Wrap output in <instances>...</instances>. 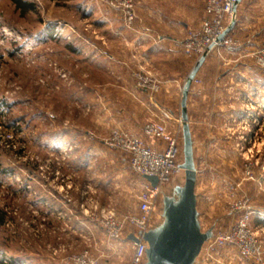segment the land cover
Returning a JSON list of instances; mask_svg holds the SVG:
<instances>
[{
    "label": "rangeland",
    "instance_id": "obj_1",
    "mask_svg": "<svg viewBox=\"0 0 264 264\" xmlns=\"http://www.w3.org/2000/svg\"><path fill=\"white\" fill-rule=\"evenodd\" d=\"M27 1L35 9L22 13L0 0L3 263L76 264L75 256L87 252L100 264H130L131 217L139 214L144 187L127 154L106 140L118 130L151 143L144 126L167 109L175 115L169 127L179 134L182 163V88L199 58L169 60L159 51L144 59L139 42L149 28L155 35L165 29L156 15L160 0ZM254 51L217 54L204 81L208 93H189L197 206L202 230L213 229L204 248L249 215L264 249V70ZM138 73L161 80L153 99ZM175 78L181 90H164ZM170 94L175 106H161ZM184 181L181 169L164 192ZM112 221L121 225L119 237L111 235Z\"/></svg>",
    "mask_w": 264,
    "mask_h": 264
},
{
    "label": "built area",
    "instance_id": "obj_2",
    "mask_svg": "<svg viewBox=\"0 0 264 264\" xmlns=\"http://www.w3.org/2000/svg\"><path fill=\"white\" fill-rule=\"evenodd\" d=\"M240 0H205V16L200 27L191 30L186 38L180 41L184 55L191 59L199 58L204 52L220 49L226 45H239L237 37L224 33L233 19H236L234 7ZM130 19L133 15L130 13ZM210 46H212L210 48ZM257 62L264 70V40L260 48L254 51ZM140 85L149 91L150 97L162 89V82L148 73H138ZM193 82L199 84L201 80L194 78ZM193 84V83H192ZM158 118L148 121L144 126V136L151 139L148 143L141 136L130 135L114 130L106 140L127 154L133 170L141 177L153 175L158 183L153 185L149 180L143 183V191L139 196V214L131 217V224L135 226L134 233L140 237L134 242V252L130 264H143L146 259L148 243L139 231H147L156 221L164 196V187L171 181L172 176L179 172V157L181 146L179 134L169 127L173 113L167 109L159 108ZM249 215L242 217L229 230L213 237L211 247H225L234 245L239 249L240 255L245 259H254L264 264L263 245L255 240L252 230L248 227ZM111 235L120 236L121 225L111 222ZM76 264H100L91 259L87 252L75 256Z\"/></svg>",
    "mask_w": 264,
    "mask_h": 264
},
{
    "label": "crops",
    "instance_id": "obj_3",
    "mask_svg": "<svg viewBox=\"0 0 264 264\" xmlns=\"http://www.w3.org/2000/svg\"><path fill=\"white\" fill-rule=\"evenodd\" d=\"M162 5L156 11L157 19L162 22L163 29L157 32L158 35L153 34L151 28L148 37L139 42L143 51L144 59L152 60L155 53L163 51L165 57L180 56L183 58L182 48L180 46L181 39L185 38L189 31L196 30L200 27L201 21L205 16V0H160ZM171 6V8H169ZM264 11V0H240L236 6V23L233 29L228 33L230 36H238L241 39L240 45H226L219 50L215 49L208 53L206 60L199 69L197 77L202 81L200 85H192L191 90H204L207 76L209 75L210 67L214 66L215 57L218 55L229 56H246L248 57L256 49V47L264 40V14L259 19L251 20L246 17L249 12ZM262 20V21H261ZM259 22V23H258ZM258 26V29H252V24ZM263 24V25H262ZM230 25V24H229ZM252 29V30H249ZM248 29V31H247ZM244 36H242V35ZM241 35V36H240ZM138 44V43H137ZM181 67V66H180ZM185 67V66H184ZM182 71V68L179 69ZM179 71V72H180ZM180 81L175 78L174 82H168L164 90L169 91L172 86L179 90ZM204 84V85H203ZM178 85V86H177ZM176 86V88L174 87ZM203 87V88H202ZM190 90V92H191ZM208 93V89L205 88ZM206 96V95H205ZM159 99V104L164 107L175 106V100L171 94ZM190 97H188L189 100ZM190 103L188 101V113ZM173 116L175 117L174 113ZM147 179L142 177L144 183ZM195 264H259L254 259H245L240 253L239 249L234 245H227L225 247H211L208 245L202 248Z\"/></svg>",
    "mask_w": 264,
    "mask_h": 264
},
{
    "label": "water",
    "instance_id": "obj_4",
    "mask_svg": "<svg viewBox=\"0 0 264 264\" xmlns=\"http://www.w3.org/2000/svg\"><path fill=\"white\" fill-rule=\"evenodd\" d=\"M236 11V6L234 7ZM233 19L222 39L235 26ZM212 46H210L211 48ZM208 56L204 52L189 72L182 88L181 121L183 129L184 160L180 167L185 171V181L176 185L172 194L164 192L160 218L147 231H139L148 243L146 259L143 264H195L202 248L213 236V229L202 230L200 212L197 206V166L194 154V140L189 122L188 97L194 78ZM153 185L158 178L153 175H144ZM129 238L138 242L140 237L135 233Z\"/></svg>",
    "mask_w": 264,
    "mask_h": 264
},
{
    "label": "trees",
    "instance_id": "obj_5",
    "mask_svg": "<svg viewBox=\"0 0 264 264\" xmlns=\"http://www.w3.org/2000/svg\"><path fill=\"white\" fill-rule=\"evenodd\" d=\"M15 6L16 8H18L22 13L28 12V11H32L34 10V3L29 2L27 0H10ZM68 47H70L73 51H77V48L74 47L73 45L69 44ZM1 104V101H0ZM8 216V211L6 210V208L2 207L0 205V225L5 224L6 219ZM4 255L2 254V252L0 251V264H5L3 263V258ZM17 262V263H16ZM10 264H22L21 261H14L11 262Z\"/></svg>",
    "mask_w": 264,
    "mask_h": 264
}]
</instances>
